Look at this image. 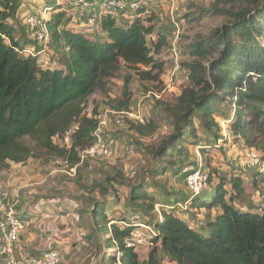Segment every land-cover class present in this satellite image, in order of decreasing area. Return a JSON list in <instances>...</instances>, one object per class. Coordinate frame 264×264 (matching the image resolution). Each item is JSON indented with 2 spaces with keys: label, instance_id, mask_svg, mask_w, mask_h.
Wrapping results in <instances>:
<instances>
[{
  "label": "trees",
  "instance_id": "16d2710c",
  "mask_svg": "<svg viewBox=\"0 0 264 264\" xmlns=\"http://www.w3.org/2000/svg\"><path fill=\"white\" fill-rule=\"evenodd\" d=\"M57 2L46 0L45 11L50 13L43 21L61 56L60 63L50 69L37 65L36 57L24 55L27 49L14 38L16 30L8 20L19 9V0H0V172L9 163L23 164L31 158L27 140L70 167L78 165L80 153L93 144L99 123L96 109L91 116L84 113L89 98L98 93L108 100L109 110L130 111L133 93L129 76L123 78L119 98L110 99L108 95L107 82L121 67L131 70L142 85L158 83L159 90L162 87L160 77L165 64L155 56L168 41L158 36L149 47L152 10L136 11L131 22L122 27L116 25L115 18L104 16L99 21L101 37L92 39L81 29L67 28L71 17ZM208 14L224 16L227 22L188 48L187 54L193 60L182 65L189 85L174 103L164 104L173 131L157 147L156 154L161 160L166 154L173 160L181 156L184 143L196 144L198 134L215 144L221 139L216 121L219 117L228 124L231 137L240 140L245 148L262 151L264 163V145L259 141L264 137V0H213ZM220 107L228 112L223 113ZM125 121L142 137L156 131L150 121ZM64 136L69 138V148L55 142ZM167 169L161 167L160 172L165 174ZM120 177L116 174L107 178L105 186H95L103 193H108L107 189L115 191ZM261 177L264 173L252 172L255 192ZM209 182L208 174V186ZM228 182L230 190L222 178L198 195L187 193L182 201L171 198L168 207L172 208L161 206L160 210L156 199L147 193L146 183L129 185L127 208L156 233L149 240L153 248L142 262L133 249L124 245L136 227L125 219L110 221L105 206H94L90 213L94 234L109 235L107 247H116L120 253L117 258L113 251L107 261L162 264L164 256L172 264H264V205L241 200L244 191L239 177ZM187 199V211L175 208L177 201ZM156 210L160 219L155 217ZM193 210L207 212L202 222L186 221L176 215H190ZM211 211L215 213L211 215Z\"/></svg>",
  "mask_w": 264,
  "mask_h": 264
},
{
  "label": "rangeland",
  "instance_id": "374dc122",
  "mask_svg": "<svg viewBox=\"0 0 264 264\" xmlns=\"http://www.w3.org/2000/svg\"><path fill=\"white\" fill-rule=\"evenodd\" d=\"M212 1L162 0L158 7L151 9L154 21L153 33L147 36L149 47L157 42L158 36H163L168 41L161 53L155 56L159 62L165 64L160 77L163 83L160 90L158 83L146 82L142 85L134 73L125 67H121L120 71L107 82L108 95L110 99H115L121 96L123 78L130 77V89L133 93L130 111L141 117L143 121L141 124L150 121L156 125V131L152 135L144 137L137 135L126 121L117 124L116 118L109 115L111 113L106 104L108 100L97 93L89 98L84 113L91 116L96 109L99 120L104 121L101 133L113 140L111 159H85L78 164L75 174L68 176L66 174L69 173L68 164H63L62 159L49 155L27 140L32 150L31 158L23 164L9 163L8 168L0 172V191L17 196L18 209L29 222L19 245L20 255L34 257L53 250L59 253L60 264H112L107 261L108 257L113 251L117 258L120 253L116 247L112 250L107 247L109 235L94 234L90 215L94 206H105V214L110 221L125 219L139 230L138 225L142 221L132 215V211L126 206L129 185L146 183L147 193L156 199V206L160 210L161 206L171 204V198L179 199L178 201L186 198L182 170L187 165L199 161H202L205 173L210 176L208 188H212L224 178L227 181L225 188L229 189V179L239 177L243 182L244 191L241 200L250 201L259 207L264 205V177L258 179L256 195L251 184L252 172L255 170L242 164L245 146L240 140L230 136L228 124L219 117L216 121L220 124L221 139L215 144L206 136L198 134L196 144L184 143L181 156L173 160L168 154L164 155L162 160L156 154L157 147L173 131V124L168 119L164 104L174 103L175 98L189 85L188 73L182 65L193 60L187 54L188 48L196 39L210 35L217 27L227 22L224 16L208 14ZM19 2V9L14 18L8 20L16 30L14 38L20 45L25 46L27 51L33 50L32 56L36 57L37 65L52 69L61 60L57 44L48 37L47 45H39L24 25L27 16H33L39 21L49 18L50 12L45 11L46 0ZM57 3L61 5L66 16L71 17L72 23L67 26L69 30L81 29L92 39L101 37L99 27L96 28V23L89 21L91 18L96 20L95 17L99 15L98 9L77 10L70 8L71 6L63 0H58ZM133 15V12H129L127 15L116 17V25L126 26L131 22L132 19L130 21L128 19ZM163 89L165 92L156 98L154 94L159 95ZM220 108L223 113L228 112L224 107ZM259 141L264 145L263 136ZM55 142L65 146L63 138ZM126 149H130L131 153L125 152ZM255 150L261 157L262 151ZM161 167L162 169L168 167L165 174L160 172ZM116 174L121 175V179L114 185L116 192L107 189L108 193H103L96 188L97 184L105 186L107 178H112ZM158 210L155 211V217H159ZM190 213L185 215L177 212L176 215L186 221L193 220L194 223H199L203 221L207 212L193 210ZM110 223H107V227ZM117 225L125 227L123 224ZM144 241L141 247L134 250L140 262L146 260L153 248L148 244L147 237ZM161 258L162 264H172L164 256ZM116 264L119 262L116 261Z\"/></svg>",
  "mask_w": 264,
  "mask_h": 264
},
{
  "label": "built area",
  "instance_id": "2783aa9c",
  "mask_svg": "<svg viewBox=\"0 0 264 264\" xmlns=\"http://www.w3.org/2000/svg\"><path fill=\"white\" fill-rule=\"evenodd\" d=\"M71 8L77 10H90L91 8L98 9V16L96 20H92L99 27V21L104 16L112 18H118L129 12L135 13L140 9L151 11L155 7L161 4L162 0H63ZM133 18L130 16L129 21ZM127 19V18H126ZM28 32L33 34L34 41L39 45L45 46L48 42V33L43 25V20L39 21L33 16H27L24 20ZM27 53L33 54V50H28ZM165 89L162 90L159 95L154 96L159 98ZM109 115L116 118L117 124L124 123L125 120L132 123H142V119L139 115L132 111L128 112H114L110 110ZM99 120V118H98ZM104 121L99 120L98 127L95 131V139L93 144L80 153V163L85 159H111L113 156V140L101 133L104 126ZM63 142L67 148H69L68 136L63 137ZM125 152L131 153L130 149H126ZM258 151L253 148H245L242 164L248 168L255 169L260 173H264V163L261 161V157L257 154ZM63 164L67 165L63 161ZM78 165L70 167L68 169V176L75 174V169ZM184 176V183L189 196L198 195L203 190L208 188V173H205L204 165L202 161L195 164H189L182 170ZM190 199L184 202H177L175 208L181 211H187L189 209ZM17 196L10 194L7 191H0V264H60V255L58 252L49 250L38 257H31L29 255H20V239L26 232L29 222L22 215L18 209ZM167 208H172L168 207ZM137 217V216H136ZM138 218V217H137ZM160 219V216H159ZM139 230H135L131 235L124 240V245L128 249H137L144 244V238L148 240L153 238L155 231L145 222L139 223ZM150 244V243H148ZM151 245V244H150Z\"/></svg>",
  "mask_w": 264,
  "mask_h": 264
},
{
  "label": "crops",
  "instance_id": "0c3cea01",
  "mask_svg": "<svg viewBox=\"0 0 264 264\" xmlns=\"http://www.w3.org/2000/svg\"><path fill=\"white\" fill-rule=\"evenodd\" d=\"M46 20H47V19H46ZM124 20H126V18H124ZM242 171H243V170H242ZM185 189H186V188H185ZM185 192H187V190H186ZM255 194L258 195L257 192H256ZM251 199H252V198H251ZM253 200H254V199H253ZM254 204H255V203H254ZM255 205H256V204H255ZM213 213H215V212H214V211H211V215H212ZM203 219H204V218H203ZM203 219H202V220H203ZM21 238H22V237H21ZM20 245H21V239H20Z\"/></svg>",
  "mask_w": 264,
  "mask_h": 264
}]
</instances>
